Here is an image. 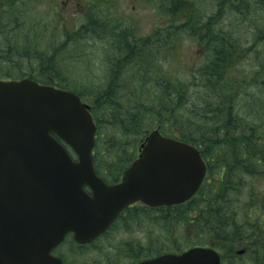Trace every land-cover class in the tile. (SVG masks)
Returning <instances> with one entry per match:
<instances>
[{
  "label": "trees",
  "instance_id": "trees-1",
  "mask_svg": "<svg viewBox=\"0 0 264 264\" xmlns=\"http://www.w3.org/2000/svg\"><path fill=\"white\" fill-rule=\"evenodd\" d=\"M173 1L175 6L170 7V14L177 15L181 11L185 17L181 16L179 24H174V27L167 26L164 37L173 40V37L182 35L176 32L177 27H182V31L187 33L184 35L203 46L200 62L187 70L190 72L188 75L172 72H167V75H151L147 72V75L137 64H140L141 59L133 60L134 57L125 56L138 55L144 59L146 55H153L152 50L140 49V43L125 39L127 34L122 32L121 35L107 34L117 38V41L121 42L119 45L114 39L112 42L106 34L91 35L106 37V41L111 40L110 44L116 47L117 56L116 61L112 62L114 64L109 72V80L106 85H102L103 89L94 87L92 90H86L85 96L82 92L74 90L90 104L97 125L93 152L95 169L102 177L115 180L135 157L147 131L155 126L163 134L196 145L207 163V175L200 189L190 199L180 204L162 206L163 216L168 218L166 228L171 230L169 238H172V242L179 241L178 238L182 239L179 244L172 245L174 248L168 247L166 251L179 249L183 243L194 245L213 242L228 249V264H247L241 263L240 256L234 252V246L238 244L254 250L250 264H264V239L255 230H245L236 217L245 210L243 206L250 205L251 211L258 209V213L262 214L259 220L264 218V196H257V200L251 198L244 203H239L240 199L234 197L236 183L247 180L249 176L253 181L260 171L264 173V130L258 128L259 119L247 121L238 115L235 107L240 89L227 79L228 68L234 66L236 39L229 34L230 29L224 30L220 27V30L209 31L206 22L201 24L208 30L199 31L195 26V17L201 10L199 7L197 11L193 10L195 1ZM216 5L217 12L232 6V15L238 23L247 25V21H250V24L254 25L253 28L262 29L264 32V25H261V28L255 26L254 20L245 15L249 13L251 6L264 9V0H217ZM186 8L188 12L184 11ZM99 17L100 14L97 13V21L90 22L89 27L95 25L98 31H101ZM11 21L10 19L8 22ZM198 31L199 33L195 34ZM84 35L79 34L77 37ZM75 37L73 36L72 40ZM20 51L7 42L0 46V57L6 52L8 59L18 61V57H21ZM38 53L39 55L30 54L34 55L30 56L34 58L29 60L35 61L38 66L28 70L26 75L42 83L71 89L68 87L71 84L67 81L63 62L57 61L50 52ZM4 63V59H0V78H9L12 73L3 68ZM134 64L133 77L140 75L139 88L133 77L123 79L121 75L123 68L126 71L124 75H130L133 70L130 65ZM202 65L206 68L202 69ZM30 66H33L32 63ZM202 71L205 72L204 75ZM196 72L201 73L204 82L196 81ZM143 77L150 78L151 84H148L146 78L147 83L142 85L140 81ZM199 91L203 92V96L197 94ZM260 103L258 108H264V101ZM254 190L255 188L252 191ZM261 221L260 229L264 231ZM147 254L155 253L149 251Z\"/></svg>",
  "mask_w": 264,
  "mask_h": 264
},
{
  "label": "water",
  "instance_id": "water-1",
  "mask_svg": "<svg viewBox=\"0 0 264 264\" xmlns=\"http://www.w3.org/2000/svg\"><path fill=\"white\" fill-rule=\"evenodd\" d=\"M88 108L70 90L31 78L0 80V264H63L50 252L66 232L86 242L132 201L174 204L199 188L206 164L198 149L158 129L148 132L121 180L107 184L93 166L96 127ZM219 263L214 248L193 246L137 264Z\"/></svg>",
  "mask_w": 264,
  "mask_h": 264
},
{
  "label": "rangeland",
  "instance_id": "rangeland-1",
  "mask_svg": "<svg viewBox=\"0 0 264 264\" xmlns=\"http://www.w3.org/2000/svg\"><path fill=\"white\" fill-rule=\"evenodd\" d=\"M191 1H195L193 10L197 11L198 7L201 10L195 17V26L199 28V31L200 29L220 30V27H223L224 30L230 29L229 34L236 39L234 66H230L227 71L229 82L240 89L235 110L247 121H252L253 118L259 119L258 128L261 131L264 130V108H258L261 105L260 102L264 101V32L262 29H254L250 21H247V25L238 23L232 15V6L224 7L217 12V0ZM174 4L173 0H2L0 2V46L9 42L13 44L14 49L21 50L18 61L8 59L9 55L4 52L0 57L5 62L3 68L11 71L10 77L27 76L28 70L38 66L35 61L29 60L34 58L30 57L34 56L30 54L39 55V51L50 52L49 54L57 61L63 62L67 81L71 84L68 87L82 92L85 96L86 90H92L94 87L103 89L102 85H106L109 80V72L114 64L112 62L117 58L116 47L110 44V41L113 42L114 39L118 45L121 42L107 34L121 35L122 32L127 34L125 39L140 43V49L153 51V55H146L144 59L138 55L125 56L134 57L133 60L141 59L140 64H137L146 74L148 72L151 75L155 73L167 75V72H172L188 75L190 72L187 70L193 64L200 62L203 46L195 39L184 35L187 33L182 31V27L176 29V32L182 35L173 37V40L164 37L167 26L174 27V24H179L181 16L185 17L181 11L177 15L170 14V7L175 6ZM184 11L188 12V9ZM97 13L100 14L101 31H98L95 25L89 27L90 22L97 21ZM245 15L254 20L255 26L258 25L261 28V25H264V9L251 6L249 13ZM9 18L12 20L11 23L8 22ZM234 21L237 23H233ZM203 22H206L208 29L201 24ZM68 34L76 36V40H72L73 36ZM75 34L85 35L78 38ZM92 34H106L111 40L106 41V37H91ZM7 51H9L8 48ZM36 59L39 60L38 57ZM31 63L33 66H30ZM130 66L133 69L130 75H124L126 71L123 68L121 73L123 79L128 76L131 79L134 76L135 64ZM205 68V65H202V69ZM201 76V73L196 72L197 82H204ZM139 78L140 75L133 77L138 88ZM146 78L148 79V77L141 79L142 85L147 83ZM150 81L152 80L149 78L148 84H151ZM201 91L197 92L199 96H203ZM255 176L257 178L253 181L249 176L247 180L235 184L234 197L240 199L239 203L249 201L251 198L257 200V196H264V173L260 171L259 175ZM253 188L257 192L252 191ZM243 207L245 210L236 216L239 223L247 231H257L264 239V231H261L259 225L262 214L258 213V209L251 211L250 205ZM163 215L162 207L154 208L148 213L136 208L117 221L90 249H74L67 242L62 247L70 253L80 255L81 259L85 260L84 264L86 261L99 264L102 261L104 264H134L138 258H131L136 257L134 254L140 256L149 251L155 254L162 253L168 247L174 248L172 246L174 243L179 244V241H182L181 238H176L179 241H171L172 238H169L171 230L165 225L168 218ZM261 223L264 228V218ZM197 244L215 245L214 247L224 255L223 264L229 263L230 255L223 245L213 242ZM182 245L181 248L173 251L178 252L193 244L183 243ZM242 249L243 252L239 254L237 251ZM253 251L242 245L234 246V252L240 256L241 263L250 264Z\"/></svg>",
  "mask_w": 264,
  "mask_h": 264
},
{
  "label": "flooded vegetation",
  "instance_id": "flooded-vegetation-1",
  "mask_svg": "<svg viewBox=\"0 0 264 264\" xmlns=\"http://www.w3.org/2000/svg\"><path fill=\"white\" fill-rule=\"evenodd\" d=\"M129 207H130L129 210L123 209L122 211H120L118 213V215L115 217V219L111 222L109 227L106 229V231L101 236H103L105 233H107L115 225V223L117 221H119L124 216H126V213H129L131 210L134 211V209L137 208L139 211L144 212V213H146V212L148 213L151 210V207H148V206L142 204L141 202H136V203L130 205ZM101 236L98 237L97 239H95L89 243H85V244L76 243L72 238L71 239L69 238L68 239V240H70L69 246H71V248L80 249V250L90 249V247L94 246V243L97 240H99V238H101ZM64 243L55 247L53 249V253L55 255L59 256L62 259L64 264H84L85 260L81 259L80 255L75 254L74 252L70 253L69 250L63 249L62 246L64 245ZM134 256H136V257H131V258H137L138 257L137 260L134 262V264L137 261L144 258V255H140V256H143V257H140V256H138V254H134ZM86 264H99V263L98 262H91L90 263L89 261H86ZM100 264H104V262L102 261V263H100Z\"/></svg>",
  "mask_w": 264,
  "mask_h": 264
},
{
  "label": "bare ground",
  "instance_id": "bare-ground-1",
  "mask_svg": "<svg viewBox=\"0 0 264 264\" xmlns=\"http://www.w3.org/2000/svg\"><path fill=\"white\" fill-rule=\"evenodd\" d=\"M16 4V3H15ZM209 12V11H208ZM20 13V12H19ZM10 19V18H9ZM4 29V28H3ZM255 29V28H254ZM217 34V33H216ZM249 35V34H248ZM103 38V37H102ZM47 57V56H46ZM222 70V69H221ZM203 72V71H202ZM203 79V78H202ZM215 83V82H214ZM111 86V85H110ZM197 87V86H196ZM226 87V86H225ZM160 89V88H159ZM160 91V90H159ZM221 91V90H220ZM122 92V91H121ZM218 93H219V91H218ZM163 95V94H162ZM171 96V95H170ZM221 96V95H220ZM227 96V95H226ZM170 98V97H169ZM194 98V97H193ZM215 98V97H214ZM254 98V97H253ZM139 99V98H138ZM221 99V98H220ZM148 100V99H147ZM233 100V99H232ZM127 101V100H126ZM245 101V100H244ZM212 102V101H211ZM219 103V102H218ZM248 103V102H247ZM241 104V103H240ZM207 105V104H206ZM248 106V105H247ZM132 107V106H131ZM196 107V106H195ZM249 108V107H248ZM224 109V108H223ZM226 110V109H225ZM248 110V109H247ZM244 111V110H243ZM200 112V111H199ZM242 112V111H241ZM259 113V112H258ZM257 114V113H256ZM251 130V129H250ZM235 165V164H234ZM244 166V165H243ZM236 168V167H235ZM233 169V168H232ZM234 171V170H233ZM239 173V172H238ZM243 173V172H242ZM232 177V176H231ZM233 177H235V176H233ZM226 180V179H225ZM241 187V186H240ZM228 188V187H227ZM226 188V189H227ZM229 189V188H228ZM227 191H229V190H227ZM219 202V201H218ZM203 212V211H202ZM205 212V211H204ZM165 225H166V223H165ZM163 232V231H162ZM259 251V250H258ZM257 251V252H258Z\"/></svg>",
  "mask_w": 264,
  "mask_h": 264
}]
</instances>
